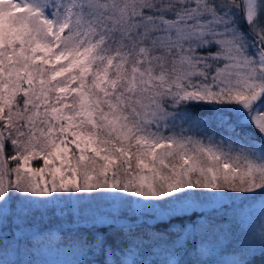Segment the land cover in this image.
I'll use <instances>...</instances> for the list:
<instances>
[{
    "label": "snow or ice",
    "instance_id": "1",
    "mask_svg": "<svg viewBox=\"0 0 264 264\" xmlns=\"http://www.w3.org/2000/svg\"><path fill=\"white\" fill-rule=\"evenodd\" d=\"M45 249L264 264V0H0V264Z\"/></svg>",
    "mask_w": 264,
    "mask_h": 264
},
{
    "label": "trees",
    "instance_id": "2",
    "mask_svg": "<svg viewBox=\"0 0 264 264\" xmlns=\"http://www.w3.org/2000/svg\"><path fill=\"white\" fill-rule=\"evenodd\" d=\"M257 138H258V135H257ZM45 250H47V249H45ZM45 250H41V251H45ZM49 251V250H48ZM51 252H54L53 254H54V256H53V258H52V264H69V262H71L75 257H73L72 255H66V254H64V252H57V251H55V250H51ZM55 252H57V253H55ZM38 253V257H36L35 255L31 258V259H33L34 260V262L35 261H37V263H39V260L41 261V262H43L44 260H46L47 258H41V254H40V251L39 252H37ZM63 254V256L61 257V255ZM50 263V262H49ZM48 263V264H49ZM51 264V263H50Z\"/></svg>",
    "mask_w": 264,
    "mask_h": 264
},
{
    "label": "rangeland",
    "instance_id": "3",
    "mask_svg": "<svg viewBox=\"0 0 264 264\" xmlns=\"http://www.w3.org/2000/svg\"><path fill=\"white\" fill-rule=\"evenodd\" d=\"M54 252H51V251H48V250H45V251H40V254H41V258L43 257V258H47L46 260H44L43 262H41L40 260H39V263H37V261H35V264H48L49 262L52 264L53 262H52V258H53V256H54V254H53ZM55 253H57V252H55ZM64 254H66V253H64ZM66 255H69V254H66ZM35 256L36 257H38V253H36L35 254ZM63 256V254L61 255V257ZM32 257H30V259H31ZM39 258V257H38ZM49 263V264H50Z\"/></svg>",
    "mask_w": 264,
    "mask_h": 264
}]
</instances>
